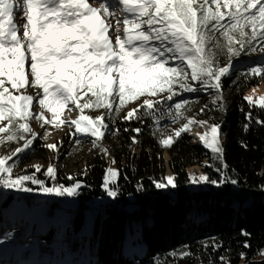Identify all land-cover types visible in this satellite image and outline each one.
<instances>
[{
    "label": "snow or ice",
    "instance_id": "1",
    "mask_svg": "<svg viewBox=\"0 0 264 264\" xmlns=\"http://www.w3.org/2000/svg\"><path fill=\"white\" fill-rule=\"evenodd\" d=\"M117 2L122 5L119 14L124 16L122 34L119 20L116 25L106 20L117 16ZM93 3L100 6L92 7ZM226 17L227 23H222ZM256 40L264 42V0H204L203 3L199 0H113V3L109 0H0V121H6L0 125V134L9 142L24 139V148L17 149L20 153L36 138L33 135L27 139L24 135L32 131L30 120L55 124L68 104L75 105L81 113L85 109L103 108L107 110L106 116L81 114L71 122L77 133L95 138L92 141L95 147L106 135L105 120L112 119L113 111L119 112L126 103L145 95L166 94V104L184 92L213 90L211 103L223 109L221 78L232 75L233 57L257 50L253 43ZM259 50L264 52V47ZM222 57L228 60L229 66L221 65ZM26 64L30 72L26 71ZM247 72L264 79V65L250 67ZM191 82L198 86H192ZM6 83L11 89L24 92L13 95ZM26 86L42 90L43 97L39 93L36 97L26 94ZM34 99L41 109L35 115ZM245 99L250 108L264 110V96L255 101L252 97ZM187 104L189 101L182 100L165 108L160 100H145L142 107L151 111L133 109L126 119L139 120L151 114H158L162 119L174 111L175 122ZM45 111L51 113L52 120L45 119ZM193 123L188 120L175 132V137L189 131ZM256 123L264 125V120L257 119ZM248 127L245 125V130ZM221 136L220 125L212 124L208 132L199 134V141L211 150L213 160L223 162ZM160 143L171 146L173 138ZM11 171L6 160L0 159V185L30 192L25 181H31L39 185L43 194L54 196H74L81 187L79 183L70 187L59 184L45 187L35 176L21 175L13 179L9 175ZM217 171H221L219 181L207 175L192 180L217 187L237 183L226 172L219 168ZM45 174L54 179V168L48 167ZM117 176V171L106 170L104 187L112 197L117 193L108 185ZM169 186H177L173 177H168L167 183L162 180L155 184L158 189ZM213 247L215 250L219 246ZM221 264L231 262L221 258Z\"/></svg>",
    "mask_w": 264,
    "mask_h": 264
},
{
    "label": "trees",
    "instance_id": "2",
    "mask_svg": "<svg viewBox=\"0 0 264 264\" xmlns=\"http://www.w3.org/2000/svg\"><path fill=\"white\" fill-rule=\"evenodd\" d=\"M212 7L214 9L215 5ZM222 23H227V17ZM253 43L257 50L233 57L232 75L221 78L223 109H217L211 103L215 94L213 90L184 92L166 104V94L145 95L126 103L119 112L113 111L112 119L105 120L108 132L104 141L109 142V147L96 150L87 159L85 167L71 178L59 175L46 180L44 177L39 179V173L33 175L26 170L18 173L17 176L22 173L35 176L44 182L45 187L81 185L73 202L64 201L62 196L45 202V219L55 222L54 226L43 223L44 228L50 226L60 235L52 237V233L44 232L41 241L44 245H38V248L48 246L51 249L48 253H41L47 261L23 263L221 264L223 258L231 264H264V125L256 123L257 119L264 120V110L255 106L250 108L245 99L251 87L264 82L260 76L247 72L250 67L264 65V52L259 50L264 47V42L256 40ZM221 65L229 66L228 60L222 57ZM191 84L198 86L196 82ZM6 87L16 95L11 85L6 83ZM146 97L154 102L160 100L165 108L182 100L189 101V104L181 110L182 115L175 122L172 120L174 111L171 115L166 113L162 119L158 114L143 115L139 120L126 119V110L134 104L141 112L151 111L142 107V100ZM83 113L103 117L107 110L85 109ZM190 115L220 125L223 162L213 160L209 150L193 143L186 132L180 137L170 136L173 138L171 146L160 143L166 139L161 130L167 126L179 127ZM245 125H249L247 130ZM24 135L27 139L33 136L32 133ZM0 140L3 141L0 148L4 150L25 144L24 139L9 142L3 134H0ZM34 148L39 158H45V149L40 143L36 142ZM163 152L168 154V168L177 184L175 188L155 187L162 180L166 183ZM31 156H15L6 162V166L12 168L23 158L25 163ZM204 160L208 164H204ZM109 161L118 172L108 185L116 190L115 197L109 196L104 187ZM193 166H200L204 175L217 181L221 179L219 168L237 183L216 187L211 183L204 186L193 182L187 173V169ZM25 186L41 191L39 185L31 181H25ZM1 192L2 189L0 195ZM12 196L2 204L0 211L6 208ZM83 232H88L86 236L89 238H85ZM79 234L84 237L79 238ZM129 236H136L141 243L135 246L127 242ZM214 245L219 247L214 250ZM125 250L131 253L127 254ZM0 252L9 257L6 264H17L12 259L19 261L24 257H19L13 249L0 248ZM54 258L55 262L52 261ZM0 262L5 264L6 260L0 259Z\"/></svg>",
    "mask_w": 264,
    "mask_h": 264
},
{
    "label": "rangeland",
    "instance_id": "3",
    "mask_svg": "<svg viewBox=\"0 0 264 264\" xmlns=\"http://www.w3.org/2000/svg\"><path fill=\"white\" fill-rule=\"evenodd\" d=\"M124 15H128V14H124ZM123 18H124L123 15H119L118 17L114 18V20L111 22V24L116 25L117 20L120 21L119 27L121 29V34L123 29V23H122ZM145 27L147 26L145 25ZM109 31L111 32L112 29L110 28ZM18 35L20 34L18 33ZM113 41H114V34H113ZM25 69L26 71L30 72V69L28 68L27 64L25 65ZM26 88H27L26 94L36 97L37 93H39L40 98L43 97L42 90L29 86H26ZM21 92H24V90H20V92H17L15 90L16 95L21 94ZM261 96H264V82H261L258 85L251 87L245 94V97H252L253 101L257 100ZM145 100L153 101L152 98L146 97L142 100L143 104ZM33 105L35 109L33 115L38 114L41 111L38 105V100L34 99ZM136 108H137L136 104L128 107V109L126 110V116L128 112L133 111V109ZM81 114L85 115L84 113H81L80 110L75 107V105L68 104L59 113L57 123L55 124L52 123L43 124L42 121L37 122L35 119L30 120L29 126L32 130L31 133L36 138L33 141V144L28 149H26L23 152L17 153V149L24 148V145L10 150H4L0 148V159H5L6 162L9 159H12L18 155H22V156L32 155L31 158L25 163L23 162L24 158L17 160L15 165L11 168L12 171L9 175L14 179V177L17 176L18 173H21L22 171L26 170V172L32 173L33 175L39 173L38 176L39 179L41 178L43 179L44 177L46 178V180L49 179L51 180L53 178H50L45 174L47 168L51 166L55 170V177L61 175L62 178L66 177L67 179H69L74 173L78 172L79 170L85 167L87 159L96 150H98L99 148L102 150H107V148L109 147V142L104 141V137H102L99 141H97L96 146L94 147L92 143V141L95 139L94 137L88 138V136L76 132L75 127L74 125H72L71 122L73 120L78 119ZM44 115H45V119L48 120L53 119L51 113L45 111ZM188 120H193L194 123L190 125V129L186 133L191 136L193 143H197L204 147L203 143L199 141L198 135L193 133V130L198 129L199 131H201L202 125L199 123V121H205V120H200L190 115L185 118L183 124L187 123ZM205 122H206L205 124H207V121ZM3 124L4 122L0 121V125ZM183 124H181L177 128L167 126L161 131L165 135L166 139H168L170 136H175V132L178 131L183 126ZM36 142L40 143V145H42V147L45 149V155H46L45 158H39L35 153L36 149L34 148V144ZM49 145H52L54 147L49 148L48 147ZM134 150L137 151V149L135 148ZM208 150L211 153V150L210 149ZM163 159L166 168L164 178L167 183V178L173 176L171 170L168 168V154L166 152H163ZM203 163L208 164L207 161L205 160L203 161ZM108 169H112L116 171L111 161L108 162ZM168 169L171 173L170 175L167 173ZM187 173L190 179H192L193 177L199 178L201 175H204V173L200 169V166L189 167L187 169ZM22 175H24V173H22ZM203 184L204 186H206L205 185L206 183ZM34 185H38V184H34ZM0 189H2L0 195V209L2 208V204L11 195H13L9 204L5 206L6 208L0 211L1 250L13 249L15 250L16 254L19 257L23 255L24 257H20L19 261L16 260L15 258L12 259V261H15L17 264L20 263L26 264L23 262H31V261L36 262L37 260H41V259L47 261L45 256H42L41 253H48V251H51V249L48 246L45 248H38V245L40 246L44 245L41 242L43 241L42 240L43 234L44 232L45 233L49 232L52 233V237H58L60 234L56 229L50 227V226H54L53 222L55 221L53 222H51L50 220L49 222L48 220L46 221L43 207L45 202L49 198L61 199L60 196L46 195L43 194L42 191L32 190V189L30 192H23L18 190L17 188L13 189V187H4L2 185H0ZM62 199L64 201H70V202L74 201L73 196H62ZM43 223L44 224L46 223V225L49 224L50 226L49 227L46 226L44 228ZM9 233L11 234L10 237L8 236ZM83 233L85 238L87 237L89 238V236H86L87 234H89L88 232L86 233L83 232ZM84 236L79 234V238H82ZM32 239L34 240L32 241ZM56 241L59 242L61 240L59 239V241L58 240ZM127 242H131L135 246L141 243V241H138L136 236H129ZM125 251L127 254L131 253L130 250H125ZM7 258L9 257L2 254V252H0V259L6 260V262L3 263L6 264L7 262H9ZM52 261L55 262L56 259L54 258ZM0 264L2 263L0 262Z\"/></svg>",
    "mask_w": 264,
    "mask_h": 264
},
{
    "label": "bare ground",
    "instance_id": "4",
    "mask_svg": "<svg viewBox=\"0 0 264 264\" xmlns=\"http://www.w3.org/2000/svg\"><path fill=\"white\" fill-rule=\"evenodd\" d=\"M101 2H102V0H101ZM109 3H113V0H109ZM91 6L98 8L100 6V4L99 3H93ZM115 9L117 11V16L116 17H118L120 15L119 14V11L121 9V5L118 2L115 4ZM116 17H108V18H106V20L111 23L114 20V18H116ZM209 124L210 123L207 122V124L202 125L201 126V128H202L201 131H199L198 129H194L193 130V133H195L199 137V134H204L205 132H208L209 129H210V126H211V124L210 125ZM167 173L169 175L171 174L170 171H169V169L167 170Z\"/></svg>",
    "mask_w": 264,
    "mask_h": 264
}]
</instances>
